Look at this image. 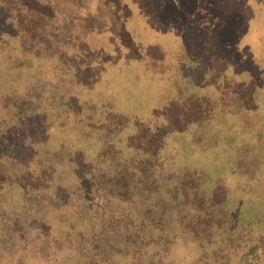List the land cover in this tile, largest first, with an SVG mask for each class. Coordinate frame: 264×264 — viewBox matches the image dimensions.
I'll return each instance as SVG.
<instances>
[{
  "label": "rangeland",
  "instance_id": "obj_1",
  "mask_svg": "<svg viewBox=\"0 0 264 264\" xmlns=\"http://www.w3.org/2000/svg\"><path fill=\"white\" fill-rule=\"evenodd\" d=\"M190 1L0 0V70L6 69L4 47L14 50L13 53L18 50L21 53L22 50L30 51L26 53L28 59L41 62L44 67L42 73L46 78L41 83L49 82L60 87L62 80L51 73L55 68L69 67L86 59L97 60L94 63L99 64L100 58L96 53H110L113 56L117 53L116 58L121 65L135 68L150 54V58L160 62L155 69L157 77L170 78L169 82L153 78L160 84L157 89L159 84L150 83L156 93L155 99H169L175 95V91L178 96L180 88L173 84V70L167 72L165 67L178 65L177 60L182 57H203L205 76L214 77L210 82H205L209 92L198 98L201 101L199 104L205 100L227 104L222 108L226 123L221 118L220 109L218 112L213 109L211 113L208 108L211 114L216 113L214 132L207 135V142L202 138L197 144L183 142L179 155L182 161L190 163L189 167L209 171L208 182L214 184L215 195L210 202L212 206L202 210L221 218V211L227 204L233 209L229 212V218L234 226L227 230L229 238L220 236L222 234L217 231L212 233L213 242L209 241L202 229L194 233L180 229L171 243L161 245L158 250L151 246L147 252L149 255L161 253V257L154 258L152 264H264V234H259L260 230L254 232L243 227L248 226L245 210L259 199H250L249 195L236 191L237 184L251 181L257 173H264V139L260 138L262 135L264 138V1L204 0L197 5ZM157 4L165 12L160 23L152 19ZM32 21L41 23L38 30L27 32L20 28L21 24ZM133 26L134 34L131 35L129 29ZM235 28L244 29L245 35L233 36ZM237 51L243 52L242 55ZM128 53H138L140 58L135 61L131 56L126 57ZM241 59L242 63L237 62ZM62 60L65 67L61 66ZM228 64L229 67L225 69ZM256 74L263 78L262 85L258 87L249 83L251 78L258 82ZM231 79H235L234 84L230 83ZM134 80V76L128 78L127 87H131ZM118 82L125 83L123 75ZM122 87L127 96L130 90L124 85ZM67 88L72 89L71 85H67ZM259 92L263 93L262 101L258 100ZM2 98L0 128L12 130L21 121V103H14L13 96L9 101ZM256 103H259L257 116L250 109V105ZM243 112L244 116L239 117ZM189 125L197 129L200 136L208 132L199 129L202 126L198 128L192 119ZM76 127L74 125L72 129ZM190 129L187 130L188 134ZM250 133L254 135L247 139ZM78 134L76 131L66 133L60 135V139L70 140L77 145L80 140ZM244 136L246 139H243ZM248 143L254 152L252 154L243 149ZM43 148L39 151L41 155L51 156L54 153L51 146ZM233 150L235 156L230 154ZM18 159L19 155L10 160L0 156V209L8 212L4 219H0V264H89L91 256L85 254L93 247L90 240L94 220L77 212L71 201L66 199L70 196L65 193L67 187L63 181L58 178L45 179L40 175L42 166L36 170L35 164L23 166ZM232 168L234 170L230 171ZM36 174L37 177L33 179ZM69 184L72 185V197L77 198L82 185L74 181H69ZM84 187L91 199L94 187L91 184ZM227 197L229 202L224 203ZM51 198L59 201L58 206L61 207L54 208ZM121 206L115 204L114 215H120ZM262 208L264 210V206ZM202 210L185 209L182 215L197 218L204 213ZM204 214L200 217H205ZM171 231L168 233L171 234ZM252 233H255V237ZM154 236L157 237V233ZM126 245L134 253L123 250L115 256V263H109L105 258H98V262L145 264L148 261V256L146 259L138 256L142 249L139 245ZM256 247L258 249L250 256L251 250Z\"/></svg>",
  "mask_w": 264,
  "mask_h": 264
},
{
  "label": "trees",
  "instance_id": "obj_2",
  "mask_svg": "<svg viewBox=\"0 0 264 264\" xmlns=\"http://www.w3.org/2000/svg\"><path fill=\"white\" fill-rule=\"evenodd\" d=\"M201 1L204 0L190 2L197 5ZM158 5L154 7L152 19L160 23L165 12ZM36 21L21 24L20 28L27 32L38 30L41 23ZM134 28L129 29V34H134ZM232 33L233 36L245 35L244 29L235 28ZM124 36L126 39L127 33ZM127 41L132 42L131 39ZM4 52L6 69L0 70V97L9 101L13 96L14 103H21V121L12 130L0 128V156L10 160L19 155L18 160L23 166L35 164L36 170L42 166L40 175L43 178L63 181L67 187L65 193L70 196L66 199L71 201L77 212L88 215L95 223L90 240L93 247L85 254L91 256L89 264H104L99 263L98 258L115 263V256L123 250L134 253L127 243L139 245L142 249L138 256L143 259L148 256L145 264H152L154 258L161 257V253L149 255L147 250L151 246L158 250L161 245L171 243L177 237V232L184 228L193 233L202 229L210 242L214 241L211 234L215 231L222 234L220 236L228 235L227 230L234 226L229 218V212L233 209L226 204L221 211V218L208 215L207 211L202 210L212 206L210 202L215 195L214 184L208 182L209 171L189 167L190 163L182 161L179 155L183 142L197 144L200 138L208 141L207 135L214 132L213 124L217 118L214 116L216 113L211 114L213 109L216 112L221 110V118L226 123L222 108L227 104H217L215 100H202L199 104L200 97L209 92L205 82H210L214 77L205 76L203 57H182L177 60L178 65L172 64L170 68L167 65L165 70L169 72L171 69L174 72L172 80L180 88L179 94L177 96L175 91V95L169 99H155L156 93L150 83H156L153 78L158 75L155 69L160 62L150 58V54H145L139 67L135 68L132 65H121L116 58L117 53H114L115 57L110 53H96L100 58L99 64L94 63L97 60L86 59L65 67L62 60L61 66L65 68L51 70L54 76L62 80L59 87L49 82L41 83L46 78L42 73L44 67L41 62L28 59L26 53L30 51L22 50L21 53L18 50L13 53L14 50L6 46ZM236 53L242 55L243 52ZM129 56L135 61L140 58L138 53H128L126 57ZM237 62L242 63V59ZM228 67L229 64L225 69ZM117 68H120L119 72ZM122 75L125 83H117ZM133 76V85L127 87V79ZM157 78L166 82L170 80ZM257 78L258 82L251 78L249 83L257 87L262 85V76L258 74ZM233 81L235 79H231L230 83L234 84ZM67 85H71L72 89L69 90ZM122 85L130 90L127 96ZM159 86L156 88L159 89ZM260 92L256 94L259 95L258 100L262 101L264 92ZM258 105H250L255 116L259 112ZM243 116L244 112L239 117ZM190 119L196 122L198 128L202 126L199 129L208 131L205 136H200L197 129H192ZM74 125L77 126L75 130L72 129ZM75 131L79 133V144L60 139V135ZM251 134L254 135L250 133L247 139L253 137ZM262 136L260 138L264 139ZM249 145L243 149L252 154L254 152ZM48 146L53 147L54 153L51 156L41 155L39 151ZM233 153L234 150L230 154ZM36 177L37 174L33 179ZM252 177L251 181L239 183L236 188V191L249 195L250 199H259L245 210L248 226L243 227L254 232L260 230L259 234H264V210L261 209L264 206V173ZM69 181L82 185L77 198L72 197ZM90 184L94 187L91 199L87 196L88 190H83L84 186ZM228 200L227 197L224 203ZM50 201L54 208L58 206L59 201L52 198ZM116 203L122 205L118 216L113 211ZM194 208L204 211L206 216L200 217L204 213L197 218L182 215L185 209ZM4 215H8V212L0 209V219H4ZM170 230L171 234L168 233ZM154 233H157V237ZM252 236L255 237V233ZM256 249L251 250L250 256Z\"/></svg>",
  "mask_w": 264,
  "mask_h": 264
}]
</instances>
